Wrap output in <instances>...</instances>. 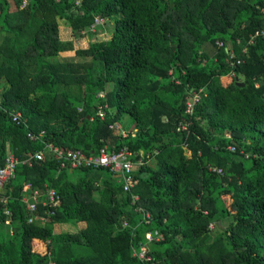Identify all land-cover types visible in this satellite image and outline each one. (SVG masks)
Masks as SVG:
<instances>
[{
	"label": "trees",
	"instance_id": "obj_1",
	"mask_svg": "<svg viewBox=\"0 0 264 264\" xmlns=\"http://www.w3.org/2000/svg\"><path fill=\"white\" fill-rule=\"evenodd\" d=\"M11 1L7 13L0 0V168L9 153L17 163L0 186V264H264V0ZM46 143L126 147L136 184L48 153L22 163ZM24 183L40 192L42 224L28 222ZM44 185L57 206L41 203Z\"/></svg>",
	"mask_w": 264,
	"mask_h": 264
},
{
	"label": "built area",
	"instance_id": "obj_2",
	"mask_svg": "<svg viewBox=\"0 0 264 264\" xmlns=\"http://www.w3.org/2000/svg\"><path fill=\"white\" fill-rule=\"evenodd\" d=\"M54 1V0H53ZM27 3V0H21L20 8L25 7ZM103 22V18L100 16H96L93 19V23L90 24L89 30L93 31L94 27L97 24H101ZM220 45H222V42H219ZM198 95L192 94L190 99L186 101L185 105V111L189 112L191 110L192 104L197 101ZM10 121L14 122L15 124L19 125H25L26 121L24 118H22V115L18 112H11L8 114ZM180 128H183V123L178 124ZM110 126L113 128L119 127L120 124L118 122L112 123ZM124 133V130L123 132ZM41 134V133H40ZM40 134H35L32 131L27 132V136L29 139H41ZM227 149L232 150L230 146H227ZM48 153V155H52L55 158H63L64 160L61 161V166H71L72 168L80 167V166H91V167H104L109 172L115 173L116 176L119 177V179L122 180V189L124 191H128L133 187L134 184H136V181L134 180L133 171L135 169V164L130 160L131 153L126 149V147H123L119 150H111L108 149L106 145H103L99 148L97 153H90L88 155L84 154L79 149H68L66 151H63L57 146H52L50 143H46L44 150L35 152L33 155L26 158L22 163L31 164L32 159L35 158L37 160L43 159L45 157V154ZM17 161L14 159V156L12 154H9L5 159V164L3 167L0 168V186L2 183L9 178L14 176V169L16 166ZM211 171H215L217 173H221V169H215L213 167H210ZM24 186L29 189V193L31 196V200L28 201L26 197H22L21 200H24L26 202L27 210L32 213V215L29 216L28 222L37 220L39 223H43L45 221V216L42 213L35 212L36 208V200L39 196V191L36 188H31L28 183H24ZM42 200L41 203L45 204L48 203L52 205L53 207L57 206L59 204V200L57 198V195L55 194L53 188L48 187L47 185H44V189L42 191ZM136 197H133V201L136 200ZM4 213H7V209H3ZM50 213H53L52 210H49ZM145 219H148V214H145ZM148 221V220H147ZM125 225V222L123 223ZM147 241H150V236L147 234L146 238ZM144 249L141 248V254L140 257L143 255ZM52 264V263H49Z\"/></svg>",
	"mask_w": 264,
	"mask_h": 264
},
{
	"label": "rangeland",
	"instance_id": "obj_3",
	"mask_svg": "<svg viewBox=\"0 0 264 264\" xmlns=\"http://www.w3.org/2000/svg\"><path fill=\"white\" fill-rule=\"evenodd\" d=\"M108 23V22H107ZM60 24H61V22H60ZM59 26H62V25H59ZM63 28V27H62ZM62 28H61V30H62ZM96 33H98V34H106L105 36L107 37V36H109L108 35V33H107V31H106V29H102L101 27L96 31ZM61 34L62 35H64V32H62L61 31ZM81 42L78 44V45H76L77 47H85V45H86V42H87V38L85 37V36H83L82 38H81V40H80ZM59 56L60 57H67V58H71V56H72V50H69V51H64V52H59ZM227 77H224V79H226ZM126 116V115H125ZM125 120H126V117L124 118ZM128 119V118H127ZM129 120V119H128ZM122 129H124L125 130V128H123L122 126L119 128V127H115V129H113V130H115V132H123V130ZM126 131V130H125ZM76 172V171H75ZM225 199L227 200V205L230 207V208H232V205H231V199L230 198H227V197H225ZM44 248H42L41 249V251L43 250ZM37 250V249H36ZM39 251V250H38Z\"/></svg>",
	"mask_w": 264,
	"mask_h": 264
},
{
	"label": "crops",
	"instance_id": "obj_4",
	"mask_svg": "<svg viewBox=\"0 0 264 264\" xmlns=\"http://www.w3.org/2000/svg\"><path fill=\"white\" fill-rule=\"evenodd\" d=\"M4 2L7 4V13H11V12H13L14 11V9H15V7H14V5H13V3H12V1L11 0H4ZM61 52H64V51H61ZM19 113V112H18ZM19 114H21V113H19ZM9 154H11V153H9ZM35 244V243H34ZM35 248L37 249V251L39 250V251H41V248H40V246H39V244L37 245V244H35Z\"/></svg>",
	"mask_w": 264,
	"mask_h": 264
}]
</instances>
